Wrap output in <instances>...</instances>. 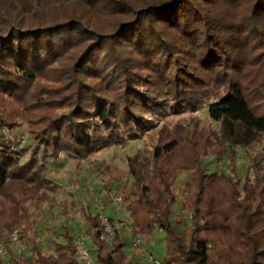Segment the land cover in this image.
Returning a JSON list of instances; mask_svg holds the SVG:
<instances>
[{
	"label": "trees",
	"instance_id": "obj_1",
	"mask_svg": "<svg viewBox=\"0 0 264 264\" xmlns=\"http://www.w3.org/2000/svg\"><path fill=\"white\" fill-rule=\"evenodd\" d=\"M210 100L209 116L220 123L210 153L235 162L237 147L264 136V0H0V244L16 233L32 255L9 249L11 264H81L67 227L51 254L35 239L30 203L58 207L42 193L41 161L71 155L79 172L103 148L155 131L152 169L128 163L134 183L122 200L131 235L148 242L164 232V264H264V178L246 175L240 187L235 175L209 174L205 149L189 141L190 159L181 158L178 136L155 126L169 111ZM54 108L62 112L52 117ZM19 119L36 144L25 162L22 146L3 133ZM183 169L192 173L181 230L174 184ZM104 173L112 193L124 172ZM82 210L95 262L133 264L122 230L110 220L109 242L99 215Z\"/></svg>",
	"mask_w": 264,
	"mask_h": 264
},
{
	"label": "rangeland",
	"instance_id": "obj_2",
	"mask_svg": "<svg viewBox=\"0 0 264 264\" xmlns=\"http://www.w3.org/2000/svg\"><path fill=\"white\" fill-rule=\"evenodd\" d=\"M253 74V70L249 71ZM212 101H207L199 110L195 111H169L164 117L155 121L157 131L163 129L169 136H178L180 142L181 158L190 159L188 144L195 142L196 149H205L209 155L203 157V164L209 174L219 173L226 176H234L240 181V187L245 181L246 175L254 181L256 176L264 178V136L263 138L247 147H237V159L233 162L229 153L221 156L212 155L210 152L216 142L217 134L220 130V123L213 121L208 113V105ZM60 109L49 111L50 116L59 115ZM18 127L11 129L4 127V135L9 139H16L24 149L25 162L30 158L36 148V144L29 134V127L26 122L18 120ZM150 133V134H149ZM142 134L137 140L128 141L120 146H108L101 151L92 154L81 165V170H77L78 160L67 154H62L58 160L52 158L41 161L43 168L40 173L47 179V184L42 193H46L50 199L57 201L58 207L51 211L48 204L30 203L33 217L36 221L35 239L44 253L54 252L53 242L64 241V228L72 235H84L87 233V220L83 207L89 206L93 213H97L101 222L106 227L107 239L112 240V228L109 221L112 220L117 229L122 230L125 239V251L131 256L133 264H164L163 260L167 251L165 233L156 230L153 238L148 242L137 243L131 235V219L126 204L122 200V190L130 188L134 183V178L129 173V159H136L143 171L152 169V147L148 141V135L155 134L149 132ZM188 143V144H186ZM192 145H194L192 143ZM191 148L192 146L189 145ZM119 169L124 172L116 184H113L112 193L104 188L105 169ZM233 170L236 171L234 174ZM80 173V174H79ZM191 170H180L174 187L179 195V202L174 210L180 213L185 210V221L180 228L189 225L190 216L187 209L183 208L186 196L184 186L190 182ZM68 205L69 213L62 214L64 205ZM43 210V212H40ZM8 250L13 249L15 255L20 258H31V250L28 242L12 243L9 240L3 243ZM90 250L95 246L87 239ZM154 261L150 263L149 259ZM10 258V256L8 257Z\"/></svg>",
	"mask_w": 264,
	"mask_h": 264
},
{
	"label": "built area",
	"instance_id": "obj_3",
	"mask_svg": "<svg viewBox=\"0 0 264 264\" xmlns=\"http://www.w3.org/2000/svg\"><path fill=\"white\" fill-rule=\"evenodd\" d=\"M105 229H106V227H105ZM87 239H88V233H85L84 235H75L74 236L73 243H74V248H75L78 260L81 264H98L95 262L94 257L91 253V250L89 249V247L87 245ZM135 239H136L138 244H140L142 242L140 238H135ZM10 240L12 243H17V240H18L17 234L15 233L11 237ZM8 257H9V250H8L7 246H5L3 243L0 244V264H11L10 258H8ZM149 261H150V263H152L154 261V259L150 257Z\"/></svg>",
	"mask_w": 264,
	"mask_h": 264
}]
</instances>
